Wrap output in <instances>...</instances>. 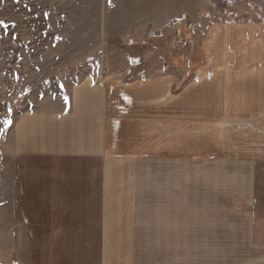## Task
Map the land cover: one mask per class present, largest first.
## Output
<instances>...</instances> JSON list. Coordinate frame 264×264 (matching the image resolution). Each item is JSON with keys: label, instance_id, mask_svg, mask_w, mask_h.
<instances>
[{"label": "rangeland", "instance_id": "1", "mask_svg": "<svg viewBox=\"0 0 264 264\" xmlns=\"http://www.w3.org/2000/svg\"><path fill=\"white\" fill-rule=\"evenodd\" d=\"M135 60L141 67L176 65L183 90L192 83L201 95L183 105L182 259H164L167 245L157 243L156 253L146 252L150 258L136 264L244 261L237 258L245 253L234 254L233 244L209 239L211 228H198L199 222L232 215L219 210L220 197L212 209L198 193L225 189L238 201L249 186L264 189V115L245 113L264 111V80L249 74L264 69V0H0V264H20L17 254L23 264H69L59 250L53 259H41L34 244L22 253L13 248L4 193L12 123L51 95L67 93L88 77L101 81ZM243 64L249 72L241 77ZM226 67L238 77L221 79ZM228 129L240 146L226 148ZM109 255L112 264H126L115 250Z\"/></svg>", "mask_w": 264, "mask_h": 264}, {"label": "crops", "instance_id": "2", "mask_svg": "<svg viewBox=\"0 0 264 264\" xmlns=\"http://www.w3.org/2000/svg\"><path fill=\"white\" fill-rule=\"evenodd\" d=\"M150 63L144 68L140 60L128 62L101 81L88 77L12 123L4 193L16 252L34 244L41 259H53L59 250L69 264H112L109 253L115 250L116 259L136 264L166 243L164 259H182L183 105L201 95L192 83L183 90L176 65ZM224 69L221 79L237 76L233 67ZM237 72L243 77L249 69L243 64ZM250 73L264 80V69ZM251 112L246 116L264 115L263 109ZM224 141L226 148L240 146L230 129ZM244 190L238 201L225 189L198 193L212 209L220 197L219 210L232 214L198 228H211L206 236L217 238V245L233 244L234 254L245 253L234 264H264V189ZM17 257L23 264L24 257Z\"/></svg>", "mask_w": 264, "mask_h": 264}, {"label": "snow or ice", "instance_id": "3", "mask_svg": "<svg viewBox=\"0 0 264 264\" xmlns=\"http://www.w3.org/2000/svg\"><path fill=\"white\" fill-rule=\"evenodd\" d=\"M5 124H6V125H9V124H11V121H10V120H6V121H5Z\"/></svg>", "mask_w": 264, "mask_h": 264}]
</instances>
